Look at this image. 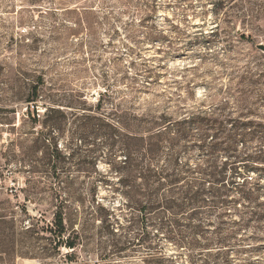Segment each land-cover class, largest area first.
Here are the masks:
<instances>
[{"label":"rangeland","instance_id":"obj_1","mask_svg":"<svg viewBox=\"0 0 264 264\" xmlns=\"http://www.w3.org/2000/svg\"><path fill=\"white\" fill-rule=\"evenodd\" d=\"M260 44L264 0H0V264H264V221L233 248L177 243L189 221L128 200L122 150L172 120L190 135L159 165H196L202 110L261 135Z\"/></svg>","mask_w":264,"mask_h":264},{"label":"trees","instance_id":"obj_2","mask_svg":"<svg viewBox=\"0 0 264 264\" xmlns=\"http://www.w3.org/2000/svg\"><path fill=\"white\" fill-rule=\"evenodd\" d=\"M33 93L38 97L37 86ZM215 113L202 110L184 118L198 131L196 135L201 141L202 157L196 165L180 160L177 152L170 156L166 166L159 165L166 134L183 139L190 135L191 130L175 128L172 120L152 135L156 142L135 134L138 144L122 145L126 153L124 185L129 189L125 196L141 204V211H162L171 217L187 219L189 222L182 224L186 229L180 230V238L175 239L180 245L233 248L232 241L237 240L240 230L251 228L252 221L258 223L252 228L259 230V224L264 221V123L257 124L262 134L252 136L243 129L249 128L251 120L247 122L224 114L217 118L213 116ZM82 115L86 119L93 117L87 113ZM255 141V149L250 150ZM223 154L227 155L226 160H222ZM252 171L256 174H250ZM232 212L238 213L240 219L226 220ZM56 220L63 231L61 212ZM229 261L228 255L221 258L223 264Z\"/></svg>","mask_w":264,"mask_h":264},{"label":"water","instance_id":"obj_3","mask_svg":"<svg viewBox=\"0 0 264 264\" xmlns=\"http://www.w3.org/2000/svg\"><path fill=\"white\" fill-rule=\"evenodd\" d=\"M260 47L264 49V44H260Z\"/></svg>","mask_w":264,"mask_h":264}]
</instances>
